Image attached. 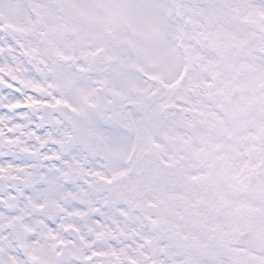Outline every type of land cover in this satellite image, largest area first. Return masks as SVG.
Returning <instances> with one entry per match:
<instances>
[{
	"label": "rangeland",
	"instance_id": "1",
	"mask_svg": "<svg viewBox=\"0 0 264 264\" xmlns=\"http://www.w3.org/2000/svg\"><path fill=\"white\" fill-rule=\"evenodd\" d=\"M82 1L45 0L39 23L60 72L76 84L77 109L87 103L128 120L126 139L109 146L117 195L170 246L168 264H216L203 221L227 223L233 185L253 178L264 158V26L247 20L254 3ZM121 41L131 46L124 57ZM112 58L128 74L108 71ZM151 256L142 254L164 264Z\"/></svg>",
	"mask_w": 264,
	"mask_h": 264
},
{
	"label": "snow or ice",
	"instance_id": "2",
	"mask_svg": "<svg viewBox=\"0 0 264 264\" xmlns=\"http://www.w3.org/2000/svg\"><path fill=\"white\" fill-rule=\"evenodd\" d=\"M47 7L0 0V264H149L145 252L168 264L113 183L109 146L126 130L67 102L76 84L39 23Z\"/></svg>",
	"mask_w": 264,
	"mask_h": 264
},
{
	"label": "flooded vegetation",
	"instance_id": "3",
	"mask_svg": "<svg viewBox=\"0 0 264 264\" xmlns=\"http://www.w3.org/2000/svg\"><path fill=\"white\" fill-rule=\"evenodd\" d=\"M260 1L264 0L254 3ZM260 111L256 108L254 113ZM257 151L264 153V149ZM261 161L264 165V160ZM238 183L240 189L233 186L234 202L227 223L217 227L210 223V228L203 227L205 232H201V236L207 240V255L216 259V264H264V176L257 175ZM202 256L204 252L200 253V258Z\"/></svg>",
	"mask_w": 264,
	"mask_h": 264
},
{
	"label": "water",
	"instance_id": "4",
	"mask_svg": "<svg viewBox=\"0 0 264 264\" xmlns=\"http://www.w3.org/2000/svg\"><path fill=\"white\" fill-rule=\"evenodd\" d=\"M128 48H129L128 44L122 43L121 44V48H120L121 49V54L122 55L125 54L128 51ZM110 69H111V71H114L116 73H120V74H125L126 73V68H124L122 65H120L115 60H112L110 62ZM119 123L124 128H127L128 127V125L122 119H119Z\"/></svg>",
	"mask_w": 264,
	"mask_h": 264
},
{
	"label": "bare ground",
	"instance_id": "5",
	"mask_svg": "<svg viewBox=\"0 0 264 264\" xmlns=\"http://www.w3.org/2000/svg\"><path fill=\"white\" fill-rule=\"evenodd\" d=\"M93 2L96 3L95 0H93ZM81 9H82V8H81ZM89 11H91V10L86 9L83 15L87 16L85 13L89 14V13H90ZM97 19L102 20L101 18H97ZM97 19H96V20H97ZM78 46H79V47L81 46V48H82V47H83V44H82V43H79ZM80 51H81L82 53H84V55H86V52L83 51V49L80 50ZM95 67H96V68H95V71L98 70L97 67H99V66H95ZM117 177H118V176H117L116 174H113V180H114L115 178H117ZM168 216H169V217H172V215H171L170 212H168ZM174 220H175V222H179L180 220H182V216L177 215V216H175Z\"/></svg>",
	"mask_w": 264,
	"mask_h": 264
}]
</instances>
